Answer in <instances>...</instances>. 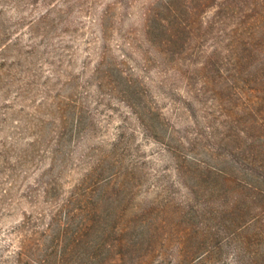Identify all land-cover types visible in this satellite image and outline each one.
<instances>
[{
    "label": "rangeland",
    "instance_id": "rangeland-1",
    "mask_svg": "<svg viewBox=\"0 0 264 264\" xmlns=\"http://www.w3.org/2000/svg\"><path fill=\"white\" fill-rule=\"evenodd\" d=\"M152 13L189 28L154 43ZM248 30L250 74L264 0H0V264L47 252L51 215L73 236L95 203L123 227L121 264H264V164L246 156L264 93L229 70Z\"/></svg>",
    "mask_w": 264,
    "mask_h": 264
},
{
    "label": "trees",
    "instance_id": "trees-1",
    "mask_svg": "<svg viewBox=\"0 0 264 264\" xmlns=\"http://www.w3.org/2000/svg\"><path fill=\"white\" fill-rule=\"evenodd\" d=\"M167 8L169 12L171 11L172 15H175L173 4L168 3ZM175 23L173 25V22H170L165 17H161L157 13L146 14L143 34L148 40L154 43L170 44L171 42H175L176 39H179L181 30L184 33V29L186 27L189 28L184 20L182 22L176 21ZM162 34H165L163 39L159 38ZM254 37L255 34L250 33L248 30V39L247 37L245 39L242 37L235 38L234 43H232L231 66L229 70L231 69L234 79L242 75L243 81L247 80L248 83L252 80L254 84L258 83L259 86L257 88L264 93V63L253 66L254 68L250 74L247 72V69L249 70V64L252 63L255 57L254 51L256 50V43ZM262 106H264V103ZM252 112L256 113L255 117ZM252 112H248L250 113L249 127L255 130L257 123H259V116L257 115L258 111H256V108H253ZM232 136L233 133L230 130L228 140ZM251 141H253V136L250 139ZM246 156L249 164H253L257 168L261 167L264 164V143L257 145V147L254 146L253 142L250 143ZM207 165L213 169V174H216L218 178L223 176L224 183L231 181V178L227 177L229 173L227 170L217 165L209 163ZM252 177L255 178L253 185L257 189V194H263L264 189L259 187L261 183L260 176L254 175ZM100 207L101 205L99 203H95L90 208L84 209L85 216L84 218L82 217L77 230L71 237H64L63 231L65 228H63L60 220L55 216H49V221L46 224L47 228L42 232L49 240L47 252L43 254H29L23 247V250L17 252L16 262L18 264H30V261H34L35 264H121L124 254L123 252L121 253L120 249H126L128 243H123L121 237L113 239L109 237L111 234L112 236L115 234L119 236L124 231L123 227L120 224H110L107 219L108 215H105L106 210ZM232 213L233 219L240 216V211L236 206L233 207ZM68 218H71L69 213H67ZM85 219H87V222H85ZM252 220L253 217L249 219L250 222ZM57 250H59V253H57ZM24 257L28 259L24 261ZM118 260H120L119 263Z\"/></svg>",
    "mask_w": 264,
    "mask_h": 264
}]
</instances>
